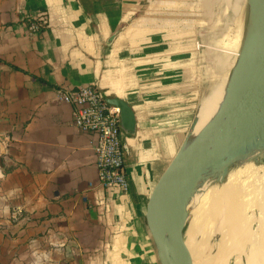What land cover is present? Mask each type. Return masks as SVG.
Returning <instances> with one entry per match:
<instances>
[{"label":"crops","instance_id":"obj_1","mask_svg":"<svg viewBox=\"0 0 264 264\" xmlns=\"http://www.w3.org/2000/svg\"><path fill=\"white\" fill-rule=\"evenodd\" d=\"M177 1L0 0V132L11 139L0 146V264H160L146 205L194 118L189 25L178 24L189 4ZM210 22L198 26L203 73L208 42L222 38ZM90 84L135 110L127 192L99 186L93 137L57 98L61 86Z\"/></svg>","mask_w":264,"mask_h":264},{"label":"water","instance_id":"obj_2","mask_svg":"<svg viewBox=\"0 0 264 264\" xmlns=\"http://www.w3.org/2000/svg\"><path fill=\"white\" fill-rule=\"evenodd\" d=\"M243 5L246 10L241 20ZM228 19L232 25L227 27V32L236 39L232 44L236 54L223 102L226 121L223 122L221 143L210 153L201 145L189 146L196 114L178 151L155 183L146 205V225L160 264H193L185 232L192 214L190 201L204 173L216 171L211 183L223 188L234 172L246 164L264 170V0H245L238 16ZM96 85L110 104L120 108L122 143L127 151L126 139L135 136L137 131L135 110L126 99L107 96ZM215 151L214 156L208 158ZM222 218L223 215L214 225L200 262L212 264L211 259L216 257Z\"/></svg>","mask_w":264,"mask_h":264},{"label":"bare ground","instance_id":"obj_3","mask_svg":"<svg viewBox=\"0 0 264 264\" xmlns=\"http://www.w3.org/2000/svg\"><path fill=\"white\" fill-rule=\"evenodd\" d=\"M244 1L229 0L233 16L239 14ZM235 40L233 37L222 36L220 40L209 41L206 47V66L210 71V79L209 84H203L201 103L189 146L201 145L208 153L219 147L224 133L223 122L225 123L226 116L223 102L236 54L232 51ZM215 153L216 151L211 153L208 158ZM215 175L216 171L213 170L203 174L190 201V209L195 217L187 226L185 240L193 256V264H209L200 262V258L214 232V225L222 215L223 222L218 227L221 232L218 251L211 263L264 264V170L255 168L253 164H246L234 172L223 188L212 185ZM200 199L207 200L203 207L205 211L202 224L208 228L203 232L198 228L202 214ZM254 223L257 224L256 228ZM198 235L199 240H196Z\"/></svg>","mask_w":264,"mask_h":264},{"label":"built area","instance_id":"obj_4","mask_svg":"<svg viewBox=\"0 0 264 264\" xmlns=\"http://www.w3.org/2000/svg\"><path fill=\"white\" fill-rule=\"evenodd\" d=\"M40 19L41 16L29 19L28 29L31 34L41 30ZM57 98L73 106L75 127L93 137L91 144L96 156L99 186L107 189L117 187L127 192L129 180L121 138L120 108L110 104L96 84L61 86L57 89ZM10 141L8 135L0 132V146L7 147Z\"/></svg>","mask_w":264,"mask_h":264},{"label":"rangeland","instance_id":"obj_5","mask_svg":"<svg viewBox=\"0 0 264 264\" xmlns=\"http://www.w3.org/2000/svg\"><path fill=\"white\" fill-rule=\"evenodd\" d=\"M224 1L225 0H218V3H216L215 8L214 9L212 8L211 10H210V5H209L208 9L206 8L205 0H186V1L185 0H178L177 1L179 10L183 9L185 2H188V4H189L188 13H186V14L179 13L178 14V24L179 25L180 24L189 25V31H188V34H189V36H188V41H189V108L191 109L193 116H195L197 114L200 103H201V93H202V89H203L202 82L204 84L205 83L209 84V79H210V71L205 70V72L203 73V70L200 68L199 51H200V46H201L202 42H201V39L199 36L198 26L203 22H210L211 21L210 22L211 26L209 29L210 34L217 35L218 33H220L221 36H223L224 32L227 31V27L232 25L229 22V19L226 17V12H225L226 6L224 4L225 3ZM222 2H224V3H222ZM245 10H246V6L243 5L242 11L240 14L241 20H243V18L245 16ZM214 12H215V15H213ZM178 30L180 31L179 28H178ZM184 32L185 31H183V33ZM218 36H219V34H218ZM218 36H216V37H218ZM179 41H181L180 37H179ZM202 76H203V80H202ZM173 121H175V120H173ZM184 129H185V127L183 125L182 126L177 125L176 132L178 134V138L180 137V135L182 133H184L183 132ZM174 131H175V129L172 128L171 132H174ZM180 144H181V142L179 140L175 141V143L170 144L171 149H170V152L168 151V153L170 154V156L168 157L169 163L171 162L172 158L175 156V153L178 151ZM165 145L168 146V144H165ZM169 163L167 164V166L169 165ZM199 201H200L199 203L202 207V209H200L202 212H200V213H202V214L198 213L201 215V224L199 223L198 228H199L200 232L201 231L203 232V231H207V228H208L207 226L202 224L203 223V219H202L203 216L202 215H203V212L205 211V209L203 207L207 204V200L200 199ZM194 217H195V215L192 213L191 218L189 219V222H188V226L192 223L191 221H193ZM255 225L256 224H254V227H255ZM212 234H213V232L211 233V235ZM200 235L202 236L201 233H200ZM198 237H199V235L197 236V238ZM207 257L211 258V255L208 254ZM253 263L254 262L249 263V264H253Z\"/></svg>","mask_w":264,"mask_h":264}]
</instances>
